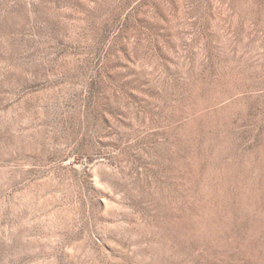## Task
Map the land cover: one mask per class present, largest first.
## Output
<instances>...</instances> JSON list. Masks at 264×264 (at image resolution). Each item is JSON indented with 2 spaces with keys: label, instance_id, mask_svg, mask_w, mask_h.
<instances>
[{
  "label": "rangeland",
  "instance_id": "obj_1",
  "mask_svg": "<svg viewBox=\"0 0 264 264\" xmlns=\"http://www.w3.org/2000/svg\"><path fill=\"white\" fill-rule=\"evenodd\" d=\"M0 264H264V0H0Z\"/></svg>",
  "mask_w": 264,
  "mask_h": 264
}]
</instances>
